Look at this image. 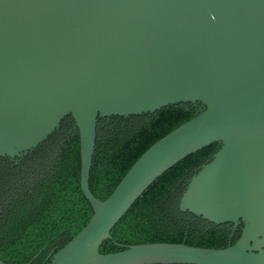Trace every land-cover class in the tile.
I'll return each mask as SVG.
<instances>
[{"label": "water", "instance_id": "obj_1", "mask_svg": "<svg viewBox=\"0 0 264 264\" xmlns=\"http://www.w3.org/2000/svg\"><path fill=\"white\" fill-rule=\"evenodd\" d=\"M180 103L200 110L152 144L106 199L95 196L99 118ZM68 116L93 215L48 264H264V0H0V157L18 162ZM212 143L178 207L242 224L236 242L100 252L158 177Z\"/></svg>", "mask_w": 264, "mask_h": 264}, {"label": "trees", "instance_id": "obj_2", "mask_svg": "<svg viewBox=\"0 0 264 264\" xmlns=\"http://www.w3.org/2000/svg\"><path fill=\"white\" fill-rule=\"evenodd\" d=\"M199 103H180L154 113L99 118L89 185L106 199L156 141L191 119ZM219 145L212 143L158 177L111 231L100 252L118 244L176 242L223 248L240 237L242 224H215L179 210L190 179ZM18 162L0 157V259L6 264H48L82 230L93 208L81 188L80 138L73 117Z\"/></svg>", "mask_w": 264, "mask_h": 264}]
</instances>
